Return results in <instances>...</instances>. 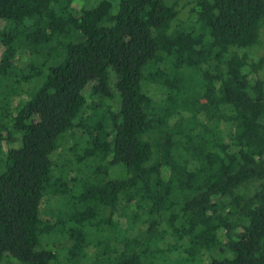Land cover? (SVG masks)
Segmentation results:
<instances>
[{
    "label": "trees",
    "instance_id": "trees-1",
    "mask_svg": "<svg viewBox=\"0 0 264 264\" xmlns=\"http://www.w3.org/2000/svg\"><path fill=\"white\" fill-rule=\"evenodd\" d=\"M193 1L0 0V264H264V0Z\"/></svg>",
    "mask_w": 264,
    "mask_h": 264
},
{
    "label": "rangeland",
    "instance_id": "rangeland-1",
    "mask_svg": "<svg viewBox=\"0 0 264 264\" xmlns=\"http://www.w3.org/2000/svg\"><path fill=\"white\" fill-rule=\"evenodd\" d=\"M163 1L167 5H170V6L174 5L175 6V10L178 12V17L176 19L179 21V27L178 28L181 30L189 29V27H191L192 22L188 21V17L193 18L192 15H189V12H190V9H192V7L195 6L194 1L193 0H163ZM263 44H264V36H263ZM254 49H255V51L252 53L255 57H264V48L259 47L258 49H256V47H255ZM254 49H251V51H253ZM26 63H27L26 56H24V58H23L20 55H18L15 59V66H17V67L24 66V65H26ZM13 100H14L13 101V105H14L17 100L15 98ZM167 261H169V260H167ZM206 262H207L206 259H204L203 264H206ZM161 264H170V263L166 262V258H165L162 260Z\"/></svg>",
    "mask_w": 264,
    "mask_h": 264
}]
</instances>
